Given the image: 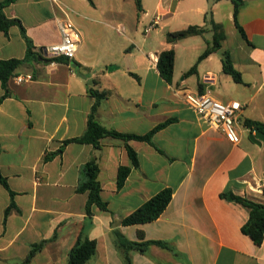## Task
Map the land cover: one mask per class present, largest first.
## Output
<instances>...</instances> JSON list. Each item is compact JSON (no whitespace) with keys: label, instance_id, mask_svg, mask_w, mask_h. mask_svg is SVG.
I'll list each match as a JSON object with an SVG mask.
<instances>
[{"label":"crops","instance_id":"crops-1","mask_svg":"<svg viewBox=\"0 0 264 264\" xmlns=\"http://www.w3.org/2000/svg\"><path fill=\"white\" fill-rule=\"evenodd\" d=\"M92 1L16 0L5 8L8 18L22 22L35 54L60 43L59 18L74 24L80 43L69 63L51 64L39 56L23 64L14 76L32 81L9 80V96L0 104V171L9 187L0 183V264H68L84 228L97 242L86 264H126L113 230L131 242H163L171 248L134 249L129 253L133 264H264V242L257 246L242 233L250 209L221 198L233 193L264 205L259 189L264 144L250 139L258 130L247 126L264 124V0H244L238 24L245 36L230 0H140V11L137 0ZM209 11L225 39L221 50L199 62L213 42L205 19ZM193 26L206 32L175 44L167 41L169 33ZM172 49L175 68L168 83L158 60ZM226 51L242 83L223 72ZM26 55L19 27L8 36L0 33V61ZM194 67L196 72L186 76ZM92 91L107 94L96 120L108 130L144 136L170 124L154 135L153 144L113 137L102 139L99 148L64 144L85 134L96 102ZM206 92L224 104L244 106L238 114L239 144L211 129L188 104L186 96ZM4 94L0 81V100ZM126 144L137 154V167ZM93 159L111 213L94 206L89 218L88 194L78 187ZM121 167L131 172L119 189ZM165 189L173 198L159 219L124 226L125 218Z\"/></svg>","mask_w":264,"mask_h":264},{"label":"trees","instance_id":"trees-1","mask_svg":"<svg viewBox=\"0 0 264 264\" xmlns=\"http://www.w3.org/2000/svg\"><path fill=\"white\" fill-rule=\"evenodd\" d=\"M16 0H5L0 3V33L9 35V31L12 27H19L23 38L27 43V55L23 60L11 59V60H1L0 61V81L2 82L5 94L0 100V104L4 99L9 96L8 82L12 76L15 75L17 70L25 63L31 60H37L40 54H35L33 49V42L27 37L26 29L23 26L22 22L18 19L8 18L5 14V8L14 3ZM93 4L92 0H88ZM234 4V18L236 26L239 29L240 33L244 35L243 29L238 24V14L241 8L244 6V0H230ZM138 10H141L140 0H137ZM206 22L212 28L214 33L213 42L210 47L202 54L199 59V62L206 59L209 55L214 52H217L222 49V42L225 39L224 31L221 25L215 23L213 19L212 11H209L206 15ZM206 32V27L193 26L189 27L186 30L169 33L167 35V41L169 43L175 44L183 39L201 36ZM49 63H69V60L66 58H56L54 60H49ZM222 65L223 72L233 78L236 83H242L241 74L235 69L230 53H222ZM175 68V51L168 50L164 51L159 55L158 60V70L161 77L168 83H172L173 75ZM196 72V67L192 68L187 74L191 75ZM93 97L96 99V102L92 108L91 114L88 120V127L85 134L79 138H74L71 140L65 141L64 144L78 143V144H91L96 148L100 147V142L102 139L107 137H113L120 140H123L125 143H128L131 140L147 142L153 144L154 135L166 128L170 121L163 123L153 129L150 133L144 136L133 135V134H121L116 131H111L100 125L96 120V112L101 102L107 98L106 93H99L92 91ZM247 126L254 127L255 130H260L264 132V124L258 122H248ZM129 157L131 158L133 165L138 166V159L136 152L126 144ZM131 172L130 168L121 167L118 173V188L121 189L125 184L129 174ZM83 177L80 181L78 192L81 194H88V202L86 206V214L89 218L93 216V207H97L102 212L111 213L108 203L104 202L101 197L102 186L99 181L100 167L96 159L88 162L83 168ZM0 183L8 187L7 180L2 176L0 171ZM173 198V191L171 189H165L158 193L156 196L148 200L144 205L139 209L134 211L130 216L124 219V226H134L142 225L156 221L160 216L166 211L169 204ZM221 198L229 201L241 204L248 209H250V218L248 222L242 227V233L248 236L257 246H261L264 242V205L255 203L246 198L239 197L233 193H223ZM10 212V209L8 210ZM113 236L116 240L117 245L124 251V259L126 264H133L130 256V251L136 249L141 253H145L150 245L156 244L161 247L171 249L166 243L163 242H144V243H135L127 240L118 230H113ZM140 238L143 239V234H139ZM56 237V236H55ZM46 242L41 243L39 246L34 247L30 257L35 255L38 250L43 248V245ZM97 250V242L91 240L88 236V231L84 228L80 234L77 243L72 248L68 264H86L88 263L95 255Z\"/></svg>","mask_w":264,"mask_h":264},{"label":"built area","instance_id":"built-area-1","mask_svg":"<svg viewBox=\"0 0 264 264\" xmlns=\"http://www.w3.org/2000/svg\"><path fill=\"white\" fill-rule=\"evenodd\" d=\"M57 26L61 34L60 43L48 46L39 51V53L48 61L62 57L71 61L76 57L79 49V33L74 24L65 18L57 19ZM152 29L153 26L146 28L144 31L145 35L149 34ZM11 79L18 84L32 81V77L26 78L22 76H12ZM186 99L188 104L211 129L222 133L232 144L237 145L240 143L241 133L238 129V114L244 106L236 103L224 104L217 100L210 92L197 96L188 95ZM259 189L264 190V182L261 183Z\"/></svg>","mask_w":264,"mask_h":264},{"label":"water","instance_id":"water-1","mask_svg":"<svg viewBox=\"0 0 264 264\" xmlns=\"http://www.w3.org/2000/svg\"><path fill=\"white\" fill-rule=\"evenodd\" d=\"M250 139L256 143L257 145H261V144H264V133L261 132V131H256L254 134H250L249 135Z\"/></svg>","mask_w":264,"mask_h":264},{"label":"rangeland","instance_id":"rangeland-1","mask_svg":"<svg viewBox=\"0 0 264 264\" xmlns=\"http://www.w3.org/2000/svg\"><path fill=\"white\" fill-rule=\"evenodd\" d=\"M229 44V43H228Z\"/></svg>","mask_w":264,"mask_h":264}]
</instances>
